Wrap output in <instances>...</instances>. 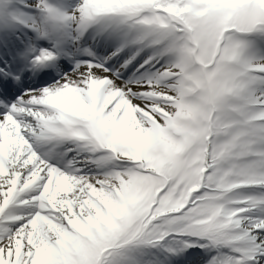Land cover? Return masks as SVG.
Wrapping results in <instances>:
<instances>
[{
  "label": "snow or ice",
  "instance_id": "1",
  "mask_svg": "<svg viewBox=\"0 0 264 264\" xmlns=\"http://www.w3.org/2000/svg\"><path fill=\"white\" fill-rule=\"evenodd\" d=\"M0 264H264V0H0Z\"/></svg>",
  "mask_w": 264,
  "mask_h": 264
}]
</instances>
